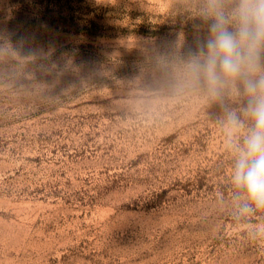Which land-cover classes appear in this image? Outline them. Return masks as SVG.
Here are the masks:
<instances>
[{
	"label": "rangeland",
	"instance_id": "rangeland-1",
	"mask_svg": "<svg viewBox=\"0 0 264 264\" xmlns=\"http://www.w3.org/2000/svg\"><path fill=\"white\" fill-rule=\"evenodd\" d=\"M205 5L0 0V264H264L187 70Z\"/></svg>",
	"mask_w": 264,
	"mask_h": 264
},
{
	"label": "clouds",
	"instance_id": "clouds-1",
	"mask_svg": "<svg viewBox=\"0 0 264 264\" xmlns=\"http://www.w3.org/2000/svg\"><path fill=\"white\" fill-rule=\"evenodd\" d=\"M187 70L221 115L237 220L264 212V0H206ZM253 238L264 239V224Z\"/></svg>",
	"mask_w": 264,
	"mask_h": 264
}]
</instances>
